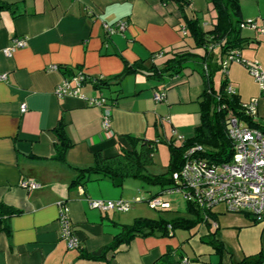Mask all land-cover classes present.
Returning <instances> with one entry per match:
<instances>
[{"label":"crops","instance_id":"crops-1","mask_svg":"<svg viewBox=\"0 0 264 264\" xmlns=\"http://www.w3.org/2000/svg\"><path fill=\"white\" fill-rule=\"evenodd\" d=\"M17 2L14 13L0 11V202L19 211L8 220L9 235L0 231V264H222V259L201 238L206 225L185 230L180 241L169 237H135L99 261L86 257L109 245L120 227L136 218L160 219L138 207L119 213L90 209L88 201L135 203L125 184L116 187L105 178L70 188L73 168L92 164V154L116 155L128 148L125 135L155 142L156 150L168 154L159 140L179 145L192 136L199 124L201 76L185 69L176 76L148 78L130 73L117 80L125 65L142 64L144 69L160 65L169 51L189 50L192 41L178 32V9L171 0H5ZM184 16L195 15L201 27L213 23L207 0H187ZM240 20L253 21L257 30H241L248 43L239 51L241 60L264 68V0H238ZM124 21L121 33L108 35L103 25ZM14 38L25 46L5 57L2 50ZM161 52V58L153 56ZM58 67L56 71L50 67ZM65 69H79L88 79L108 84L94 89L86 83L84 97H105L113 103L110 128L102 131L101 110L87 107L76 97L58 99L55 87L67 77ZM220 81L223 79L219 75ZM225 79L241 103L257 100L253 119L264 123V93L261 94L247 69L236 62L226 68ZM162 92L161 102L153 94ZM25 111H20V106ZM62 120L73 147L65 164L54 161L52 129ZM175 133V135L172 134ZM180 136L182 141L177 137ZM22 181L39 185L20 187ZM151 197V196H150ZM67 208L73 233L79 241L69 250L60 238L58 203ZM171 208V207H170ZM163 211V212H169ZM211 231L228 251L232 262L264 252V228L244 215L229 213L223 205L211 213ZM162 219V218H161ZM214 224V226H213ZM186 232V233H185ZM174 234L171 236V238ZM168 253V254H167ZM165 258L163 257L166 255ZM261 264H264L261 263Z\"/></svg>","mask_w":264,"mask_h":264},{"label":"trees","instance_id":"trees-1","mask_svg":"<svg viewBox=\"0 0 264 264\" xmlns=\"http://www.w3.org/2000/svg\"><path fill=\"white\" fill-rule=\"evenodd\" d=\"M166 1V0H162ZM175 3L179 19L178 32L185 31L186 38L192 41L189 50L169 51L164 53L166 57L160 65L152 64L144 69L142 64L136 63L125 65L123 72L116 78L130 73H143L148 78H161L162 76H176L185 69L197 72L202 79L203 91L199 101V124L193 129L192 136L182 141L179 145L159 140L168 150V163L166 171L161 174H148L147 168L153 164L152 158L155 153L156 143L125 135L128 148L119 147L116 155L103 157L100 152L92 154V164L86 168H73L75 176L69 183L70 188L84 185L86 182L105 178L116 187H121L127 180H139L144 184L157 187L159 191L150 199L161 194V191L172 188L174 181L172 174L177 173L186 159V153L193 151L198 159H204L209 163L228 162L233 154L232 143L227 136L228 120L236 117L252 129L264 132V123L254 121L245 115L241 109V102L236 95H227L225 87L227 81L223 78L217 89L213 86V78L221 71L222 61L232 51H240L247 45L246 38L241 36L240 7L238 0H207L214 13L213 23L207 29L201 27L200 20L193 15L187 19L184 16V9L188 6L187 0H171ZM17 2L0 0V11L7 10L12 14ZM79 70V69H77ZM72 70H66L68 76ZM91 86L100 90L108 81H96ZM65 124L59 120L52 129L55 138L53 160L65 164L66 152L73 147L65 132ZM185 211L191 217H176L171 220L136 218L131 225H123L120 232L113 237L111 243L106 247L88 255L87 260L99 261L107 254L112 253L121 244H127L135 237H171L176 230H192L199 225L208 227V234L201 238V243L209 246L214 253L222 259L229 255L228 262L222 264H261L264 262V252L257 255L245 257L239 262H232L230 254L223 243L217 238L216 232L211 231L210 224L204 219V213L189 203H185ZM163 212V211H162ZM19 211L6 206L0 202V231L9 235L8 220ZM211 218L210 213L206 215ZM168 254V253H167ZM164 255L163 257L165 258Z\"/></svg>","mask_w":264,"mask_h":264},{"label":"built area","instance_id":"built-area-1","mask_svg":"<svg viewBox=\"0 0 264 264\" xmlns=\"http://www.w3.org/2000/svg\"><path fill=\"white\" fill-rule=\"evenodd\" d=\"M241 30H257L263 33V28H258L253 21H242L239 25ZM126 23L118 21L108 26L103 25L105 32L110 35L121 33L125 30ZM182 35L185 31L182 29ZM25 46V40L14 38L10 44L2 50L5 57ZM159 52L153 56L161 58ZM232 62L243 65L253 81L256 83L261 94L264 93V68L258 63H248L240 59L239 51H232L221 63L220 74L225 78L226 68ZM58 67L52 66L49 70L56 71ZM88 79L80 70L74 69L72 74L62 79L55 87L54 95L58 99L76 97L83 100L87 107L101 110L102 131L110 128V111L112 104L101 95L97 97H84L80 89L86 83L101 81ZM0 81H6V75H0ZM227 95H235V91L229 84L225 87ZM164 93L153 94V101L159 103L163 100ZM241 109L245 115L254 119L257 113V100L250 99L241 103ZM20 111H25V106H20ZM175 135L174 132H172ZM227 136L232 143L233 154L228 162L215 164L204 159H198L193 151L186 153V159L177 173L172 174L174 184L172 188L161 191V194L148 200V206L157 211H168L171 207L168 196L178 194L185 203H189L204 213L205 221L210 219L206 216L217 205H223L229 213L244 215L253 223L264 228V132L247 127L244 122L236 117L228 120ZM182 141L180 136L177 137ZM20 187L24 190H33L39 187L32 181H22ZM90 209L106 212L113 210L119 213L127 212L130 203L125 201H88ZM57 222L60 229V238L66 243L69 250H75L79 241L73 233V228L67 215V208L63 203H58ZM214 226V224H213ZM182 264H187L186 260Z\"/></svg>","mask_w":264,"mask_h":264},{"label":"rangeland","instance_id":"rangeland-1","mask_svg":"<svg viewBox=\"0 0 264 264\" xmlns=\"http://www.w3.org/2000/svg\"><path fill=\"white\" fill-rule=\"evenodd\" d=\"M219 75L221 74L216 73L213 78V86L215 89H217L219 86ZM161 149L162 148H160L159 151L155 149L156 151L152 158L153 164L146 169L148 174H161L166 171L168 154ZM124 184L126 191L133 194V201H136L130 206L129 210H132L134 207H138V209L141 211H147L150 214H153L156 216L155 218H162L163 220L167 221L176 217L191 218L185 211L186 205L180 195L174 194L172 196H168L171 205L170 211L162 212L151 209L147 204L150 196L159 191L157 187L148 186L139 180H127L124 182ZM184 231L185 230L182 229L176 230L174 232V236L172 238L169 237L171 240H173V244H175V241L182 240L180 238L184 235L182 234Z\"/></svg>","mask_w":264,"mask_h":264}]
</instances>
